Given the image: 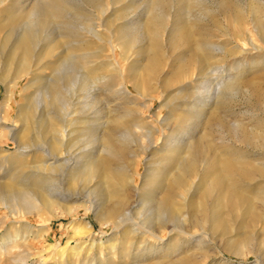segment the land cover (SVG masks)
<instances>
[{
    "label": "rangeland",
    "instance_id": "374dc122",
    "mask_svg": "<svg viewBox=\"0 0 264 264\" xmlns=\"http://www.w3.org/2000/svg\"><path fill=\"white\" fill-rule=\"evenodd\" d=\"M59 1L0 0V42L5 44L4 51L7 52L15 36L20 32L18 24H15L17 21L11 23V15L27 10L31 12L34 8L38 14L40 9L59 5ZM71 1L76 7L72 9L69 8L71 5H64L66 9L62 10L64 13L67 11L65 19L63 18V22L61 19H49V23L42 26L46 33L54 37L63 32L68 33L69 24H77V27L84 25L98 30L104 41L100 42L84 32V37L78 38V42L82 44H78L75 53L79 54L83 50L79 46L84 47V51L88 53L95 52L96 56L90 58V66L93 64L91 67H100L99 75L113 77L118 73L115 70L118 66H125L124 70L128 73L139 72L149 60L150 53L154 58L161 59L157 66L159 69L157 76L163 81L168 79L169 84L162 88L156 82L159 89L156 88L157 93H152L150 97L135 95L137 102L147 104L143 109V113L149 116L147 120L150 122L151 119L154 126L158 127L156 120L163 118L171 110L166 108L168 104L175 99L184 102L186 99L183 98L188 96L186 103L193 108L190 112L197 114L191 120L193 124L190 125L191 130L184 144L192 141L195 143L203 138L205 143L212 144V153H217L221 159L241 154L251 159L242 163L243 171L239 174L220 167L202 172L199 182L204 179V183L197 197L189 201L190 216L185 221V227L189 232L187 234L179 235L168 230L160 233L155 229L154 232L162 236L158 238L150 233H144L143 229H148L151 225L141 222L138 215L144 212L148 214L151 211V204L137 206L138 208L135 207L133 210L135 222L141 223L143 228L137 233L133 232L135 226L132 222H125L119 228L113 223H103L96 212L88 208L90 206L88 201L82 202V199H79L65 202L69 200L68 196L72 192L80 193L79 196L87 193L72 180V177L63 176L64 165L59 167L54 163V167L51 165L47 167L44 164L46 158L40 150L31 149L27 155L18 152V145L10 135L9 129L14 126L21 127L19 106L25 105L24 97L37 92V85L29 82L34 73L26 74L18 82L12 99L4 109L2 108L5 119L0 121V198L3 197L0 199V264H264V169L254 166L256 158L261 159L259 154L264 152L247 143L250 131L264 134V49L257 51L242 37L235 38L242 34L243 30L247 32L251 29L252 5L257 7L264 27V0H102L106 13H102L91 0ZM207 8L210 11L206 10ZM30 15L31 13L26 21L33 20L34 17L31 19ZM66 24L68 27H65ZM100 24L104 25L99 27ZM174 26L178 31H172ZM153 31L156 33V40L152 38ZM7 35L12 37L6 39ZM127 35L138 40L135 46L133 43L127 44L129 45L127 47L121 46ZM202 39L225 48L226 52L220 54L218 59H212V63L226 67L228 74L222 75L223 81H226L224 84L234 86L230 90L223 87L222 93L226 99H219V104L211 102L206 107H201L193 100L196 88L201 82V80L195 82L193 79L199 74L201 61L198 60V53H202L195 42L200 40L202 42ZM108 40H113L117 46L115 51L110 47ZM66 41L71 43L70 38ZM64 47L66 45L60 49ZM243 48L246 52L242 50ZM189 51L190 53L192 51L193 57L188 63L185 59L188 57L185 56ZM48 59V56L45 57L44 62L39 63L40 66ZM13 60L17 62L18 57ZM30 62L33 64L35 59L30 57ZM15 64L13 63L14 67ZM238 67L240 68L236 69ZM182 69L187 70L181 72ZM38 72L43 77L54 76L50 75L48 68H41ZM140 75L144 77L147 72ZM7 76L3 78L0 66L1 102H4L6 96V83L11 79V75ZM113 82L115 85H112ZM103 83L97 87L107 92L108 89L115 88L118 81L115 78L107 80V87ZM103 88H107V91ZM182 88L184 91L180 94ZM107 93L106 95L110 96ZM111 97H108L110 107H107V116L105 115L103 120L107 127L113 128L116 125L113 120L122 113V109L119 112ZM46 106L47 111L52 108L51 103H47ZM185 112L182 110L173 112L171 126L175 129L174 134H179L182 127L185 130L188 128L186 125L189 121L183 122ZM220 116H225L224 121ZM232 122L238 127L234 128ZM42 125L44 126L40 124L38 128ZM151 128L152 126L145 129L135 128L130 137L131 146L134 153L139 155L126 157L123 161L119 159V162L125 164L128 169L121 182L130 188L127 194L130 204L138 200L134 186L146 188V191L143 190L145 197L151 194V183L156 178L150 171L154 168L164 173L161 180L169 178L168 181L164 180L166 186L171 184L176 174L177 159L182 160L187 154L177 153L169 158L170 161H163L162 164L167 163L166 168L156 165L164 156L161 150L165 148V143L160 133L155 130L148 132ZM75 136L74 142L79 138L85 139L79 142L76 150L79 146H85V141L89 139L84 131ZM106 154L101 152L92 156L103 157ZM151 160L158 162L156 166L152 165ZM49 162L51 163V160ZM171 168L172 171L169 172L168 169ZM219 176L225 178L224 182L214 189L212 199L205 198L203 194L208 182L217 181ZM162 186L160 184L157 187V198L164 194ZM47 193L54 199L60 198L51 208L43 205ZM22 195H27L37 206L34 208L24 206L21 201ZM117 198V195H110L107 204ZM68 204L70 211L66 209ZM193 233L195 236L191 235Z\"/></svg>",
    "mask_w": 264,
    "mask_h": 264
},
{
    "label": "bare ground",
    "instance_id": "6f19581e",
    "mask_svg": "<svg viewBox=\"0 0 264 264\" xmlns=\"http://www.w3.org/2000/svg\"><path fill=\"white\" fill-rule=\"evenodd\" d=\"M91 1L96 4V7L101 9L102 13H106L104 2L102 0ZM66 4L71 5L69 8L72 9L73 7H76L73 5V1L71 0H60L59 5L53 7L51 6L50 8L46 7L47 10L46 8L40 9L38 14L36 8H34L31 9V12L27 10L16 14L14 13L11 17L9 16L11 18V23L14 24V22L17 21L15 24H18V30L20 32H18L17 36H15L7 52L3 49L5 44L0 42V66L2 76L3 78H7V75H11L10 82L8 81V83H6V96L4 102L0 101V121L5 119L2 108L4 109V106L12 99L20 79L26 74L28 75L30 73H34V76L29 82L37 85L36 95L34 94L32 96L24 97L26 100L25 105L22 104L19 106V119L22 123L21 127L17 128V126H14L9 129V133L17 143L19 149L18 152L20 154L27 155L31 149L40 150L46 158L44 164L47 167L48 165L54 167V163H56V166L59 167L64 165V169L62 171L63 176L72 177V180H74L78 186L87 193L85 195L83 192L84 195L82 194L79 196L80 193L78 194V192H72L71 195L68 196L69 200H65V202H74L79 199H82V202L88 201L90 203L88 208L93 209L103 223H113L117 228H119V226H122L125 222H132L133 226H135L133 228V232L136 233L143 228L141 223L135 222L133 210L137 206L139 207L141 205L151 204V213L149 212L146 214L144 212L138 215L142 220L141 222H145L147 224L150 223L151 225L150 228L148 227V229H143L144 233H150L158 238H161L162 236L157 235L154 232L155 229H157L160 233L165 230L179 235L189 233L185 227V221H187L190 216L189 201L191 199L194 200L197 197L198 191L200 190L202 183H204V179L202 182H199V177L202 175V172H208L209 169L213 167L216 169H219L220 167L221 169L231 170L232 172L239 174L243 171L242 163L251 158L241 154L235 155L229 159H221L217 153H212V144H210V142L205 143L203 138L195 143H192L194 142L192 141L184 144L185 139L191 130L190 125L193 124L191 120H193L197 114L196 113L194 115L195 112H190L193 108L189 107V104L186 103L188 96L183 98V100L186 99L184 102H179L175 99L174 102L168 104L166 108L171 110L166 116L156 120L159 125L158 127L154 126V122L151 119L149 122L147 120L149 116L143 113V109L147 107V104L137 102L135 100V95H140L144 98L147 96L150 97L152 93H157L156 88L158 87L156 86V82L157 84H160V87L162 88L169 84L168 79H164L163 81L162 78L160 80L157 76L159 75V69L157 66L159 65L158 63H161V59L154 58L150 53L149 60L144 67L139 70V72L134 71L132 73H128L127 70H124L125 66H118L115 69L118 73L117 75H113V77L112 75L106 76V74L99 75L100 67H96L95 65V67H91L93 64L90 66V58L96 56L94 54L95 52L92 53L94 54L92 55L91 53L84 51V47L79 46V48L83 50L79 54L75 53L77 51L78 44H82L81 42H78V38L80 39L84 37V32L87 34L89 33L91 37L103 42V37L99 34L98 30L84 25L77 27V24H69L70 27H68L66 24L65 27L69 28V32H63L64 34L60 33L54 37L53 35L46 33L45 29L42 27L47 24L49 19L53 18L59 20L61 19L63 22V18L65 19L67 11L65 14L62 9H66L64 6ZM252 6L251 29H247V32L243 30V33L235 36V38L242 37L247 44L252 45V49L259 51L260 49H264V27L257 7L254 5ZM208 8L206 10H209ZM206 10L204 9V11ZM29 13H31L29 18H34L33 20L26 21ZM70 16L72 15L70 14ZM18 21L22 22L20 23ZM103 25L104 24H100L98 26L101 27ZM151 29L152 28H149V30ZM191 29L193 30V28ZM176 30L177 27L174 26L172 31ZM147 31L145 32L147 33ZM42 32H45L46 34L44 35ZM154 32L155 31H153V33ZM11 37L12 35H7L6 39ZM155 37L156 33L153 34V40H156ZM69 38L71 39V43L66 41ZM205 40L202 42L201 40L200 42H195L202 53H198V60L201 61L199 74L193 79L195 82L199 80H201V82L198 84L199 87L197 86L196 88L193 100H195V103L198 102L201 107H206L211 102L218 103L219 99L225 100L226 96L222 93L223 87H227L229 90L234 88L231 84H224L226 81H223L224 78L222 75L228 74L226 67L212 63V59H218L217 57L220 54L226 52L225 48L219 44L211 43L210 41L206 42ZM137 41L138 40H135L133 36L127 35L125 42H123V45L121 46L127 47L129 46L127 44L130 43H133V46H135ZM108 42L111 45L110 47H112L115 51L117 46L113 43V40H108ZM260 43H262V45ZM63 45H66V47L61 50L60 48L63 47ZM57 49H60V51ZM142 50L144 51V49ZM242 50L246 52V49L243 48ZM100 52L101 50L99 53ZM47 56L49 57L48 61H46L43 66H40L39 63ZM16 57H18L17 62L13 60ZM30 57L35 59L33 64L30 62ZM185 57H188L185 59H187L186 62L189 63L193 57L192 51L191 53L189 51ZM101 61L103 64V60ZM13 63H16L15 67ZM102 67L104 66L102 65ZM41 68H48V70H50V75L54 76H40L38 70ZM239 68L240 67L236 69ZM137 69L139 68L137 67ZM185 70L187 69H182L180 71L182 72ZM143 72H147V75L144 77L143 75H140V73ZM112 78H115L118 83L116 87L114 86L115 88L112 87L110 90L108 89V91H110L109 94L107 93V88H103L107 91L105 92L101 91L102 89H100V87H97V85L101 82H104V86L107 87L108 85H106V81L110 79L112 80ZM230 78L231 77H229V79ZM113 84L114 82L112 85ZM183 91L184 89L182 88L179 93L181 94ZM106 93L113 97H111L112 102L114 101L115 105L119 108V112L122 109L121 111L123 113L118 115L117 118L115 117L113 121H115L116 125L113 126V128L107 127V124H105L103 120L107 113L106 109L109 105L108 97H110L107 96ZM45 103H51L52 108H50L49 111H47L48 107ZM180 110L184 112L186 111L184 113L183 122L189 121L186 125L188 128L185 130L182 127L179 134H174L175 129L171 126V117L174 111ZM118 113L115 114L117 115ZM224 117L220 116L223 121ZM178 119L179 117L177 120ZM181 122L182 121H180V123ZM40 124H44V126L42 125L38 128ZM231 124L234 128L236 126L238 127L235 122H232ZM86 126L88 128H85ZM147 126H152L151 130L148 129V132L155 130L160 133L161 136H163V141L165 143V148L161 150L164 153L162 160L159 161V163L156 162L158 164L151 160L150 162L152 165L156 164L166 168L167 163L164 165L162 164L163 161H170L171 159L169 160V158L174 157L177 153L187 154L182 158V160L177 159L178 165L176 167V174L174 175L172 182L170 181L171 184L166 186L165 182L168 181L169 178L167 179L166 177L167 180L164 179L166 180L164 182V180H161V178L164 177V173L154 168L150 171V173L153 172V177L156 178V180L151 183V194L148 195V197H145L143 190L146 191L147 189L140 186H134L136 187L134 190H136L135 195L138 200L136 203L130 204L129 200H127V194L130 188L125 183L121 182L122 178L127 175L128 169L125 164L119 162V159L123 161L126 157L139 155L134 153L130 137L135 128L145 129ZM81 131H84L89 139L85 141V146H79V150H76L79 142H83L85 140L81 138L78 139L77 137L78 141L74 142L76 140L74 136ZM247 139V143L250 146L258 148L264 152L263 133L250 131ZM250 146L249 148H251ZM101 152L107 154L103 157H100L99 155L97 157L92 156L95 153L99 154ZM155 154L156 152L154 155ZM259 157H261V159L256 158L257 161L254 162V166L256 165L260 169H264V153H261V155L259 154ZM49 160H51V163H48ZM249 163L252 165L251 162ZM168 170L170 172L172 171V168ZM238 174L235 175L238 176ZM224 180L225 178L223 176H219L217 181L211 180V183L208 182V186L203 196L207 199L211 198L214 189L217 185H221ZM160 184L163 185L162 188L164 190V194L157 198L156 191L158 185ZM112 188L113 190H111ZM233 190L234 189H232V192ZM110 195H117L118 198L107 204V198H109ZM2 198L3 197L0 199ZM180 199H182V201ZM58 200H60V198L57 197L54 199L47 193V195L44 196L43 205L47 208H51ZM21 201L26 207L30 206V208H34L37 206L27 195H22ZM66 209L67 211H70L69 204ZM191 235L195 236L194 233Z\"/></svg>",
    "mask_w": 264,
    "mask_h": 264
}]
</instances>
